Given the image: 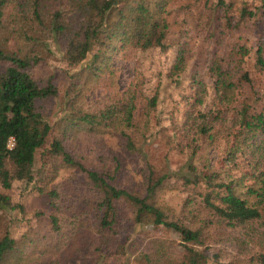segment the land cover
<instances>
[{"label":"rangeland","instance_id":"rangeland-1","mask_svg":"<svg viewBox=\"0 0 264 264\" xmlns=\"http://www.w3.org/2000/svg\"><path fill=\"white\" fill-rule=\"evenodd\" d=\"M124 2L120 0L111 11L110 25L116 19V9ZM224 3L219 6L217 0H169L165 6L168 26L164 48L121 47L118 40L110 36L102 44L94 43L84 59L74 65H68L63 59L64 36L53 38L50 33L41 32L37 25L28 23L22 28L21 23L11 21V17H21L15 15L19 8L11 4L2 9L0 42L3 49L29 56V72L37 84L51 85L55 94L35 102L36 110L50 125V130L44 146L34 153V182L13 180L8 189L0 188L12 203L22 206L21 212L0 209V238L7 232L19 247L24 239L48 232L50 208L45 196L35 190L40 179L36 171L43 161V149L51 139L61 135L70 146L82 138L76 151L88 152L87 161L93 158L98 165L118 154L122 161L121 184L130 188L140 184L145 163L156 171H174L183 164L195 144L198 147L190 161L197 171L212 167L237 194L256 183V172L264 170V157L252 151V139L240 127L234 112L241 105L264 112V71L254 67L256 49L260 48L264 55V5L259 0H224ZM243 3L254 12L252 16L240 18L239 7ZM48 9L55 10L56 2L48 4ZM62 14L64 22L69 20L75 25L76 18L72 14L67 11ZM178 48L184 49L185 66L181 71L172 72ZM242 48L247 53L240 57L238 53ZM214 60L234 83L232 102L228 105L219 104L214 96V78L209 70ZM95 66L100 72L94 70ZM3 67L0 63V70ZM243 72H247L250 83L240 80ZM197 81L204 87L201 94ZM125 91L135 96L134 123L143 132L140 154L126 153L122 142L110 135L95 132L88 140L81 130L65 127L67 117L79 123L77 117L82 112L96 113L111 106ZM195 97H200L201 101L196 103ZM257 138L256 135L254 139ZM180 146L184 149L179 150ZM58 162L51 182L39 184L75 186L81 177L79 173L62 166L57 158ZM198 190L201 188L182 185L180 179L170 176L157 197L170 208L174 217L183 219L187 211H200ZM118 209V239L125 241L126 252L124 256L107 257L104 264H128L135 255L147 251L149 239L157 236L170 239L172 255L180 256L181 242L175 233L150 223H132L127 219L126 204L119 203ZM201 211L200 219L208 221L204 230L206 240L199 247L205 256L216 254L219 261L228 264H254L252 257L264 252V205L260 219L236 226H228Z\"/></svg>","mask_w":264,"mask_h":264},{"label":"trees","instance_id":"trees-1","mask_svg":"<svg viewBox=\"0 0 264 264\" xmlns=\"http://www.w3.org/2000/svg\"><path fill=\"white\" fill-rule=\"evenodd\" d=\"M51 1L0 0V16L2 9L12 4L19 8L15 15L21 16L11 17L12 22L21 23L22 28L27 23L30 26L37 25L41 32H48L53 38L64 36L66 47L63 59L68 65L79 63L94 43L102 44L110 36H114L121 47H165L163 39L168 26L165 6L169 0H125L116 9V19L111 25L109 15L120 0ZM259 1L264 5V0ZM55 2L56 9L48 11V4ZM217 3L219 6L225 4L224 0H217ZM64 11L76 18L75 25L69 20L64 22L61 17ZM253 14L244 3L239 7L240 18ZM246 53V49L242 48L238 54L242 57ZM30 60L26 54L5 51L0 42V63L4 64L0 70L2 189H8L13 180L34 182V153L44 146L50 130V125L36 110L35 102L54 95L55 89L48 84H37L29 72ZM184 66V49L178 48L172 72L181 71ZM254 67L264 71V55L260 48L255 51ZM94 70L99 71V67L95 66ZM209 70L214 78L213 92L217 102L230 104L234 83L216 60L211 63ZM240 80L251 82L247 72L240 75ZM196 83L201 94L204 92L203 84L201 81ZM132 94L131 91H125L120 98H116L113 105H107L96 113L82 112L77 117L79 123L72 121L69 116L65 127L73 126L76 130H81L83 137L88 140L95 132L110 135L122 142L126 153L140 154L143 132L134 123L135 96ZM200 101V97H195L196 103ZM234 116L252 139V151L257 156L264 157L263 110L241 105ZM256 135L259 138L254 139ZM81 140L82 138L78 139L70 146L64 135L57 136L41 152L43 161L36 171L40 179L39 182L35 180V190L45 196L50 208L47 215L49 230L39 237L24 239L19 247L14 238L7 232L4 233L0 238V264H104L107 257L124 256L125 241L118 239L119 203L128 206L127 219L132 223L161 226L175 233L182 247L180 256L175 257L172 255L170 239L152 237L147 251L135 255L128 264H228L219 261L216 254L205 256L199 249L206 240L204 230L208 222L200 219L201 209L228 226L247 224L262 217L264 170L256 172L255 184L248 185L243 193L237 194L219 178L212 167H207L206 171H197L190 161L198 147L195 144L183 164L174 171H156L149 163H145L140 184L137 188H130L121 184L122 161L118 154L111 155L108 161L100 165L94 163L93 158L87 161L88 152L82 149L76 151L77 143ZM183 149L184 147H179V150ZM57 158L62 166L71 167L81 176L75 186L39 184L51 182L59 167ZM170 176L180 179L182 185L201 188L197 191L200 196V211H187V215L179 219L170 213L169 207L159 201L157 194L164 189L165 181ZM4 208L20 212L22 210L19 203H12L6 193L0 192V209ZM252 259L254 264H264V252L256 253Z\"/></svg>","mask_w":264,"mask_h":264},{"label":"built area","instance_id":"built-area-1","mask_svg":"<svg viewBox=\"0 0 264 264\" xmlns=\"http://www.w3.org/2000/svg\"><path fill=\"white\" fill-rule=\"evenodd\" d=\"M10 144H11V142L9 141L8 145H10Z\"/></svg>","mask_w":264,"mask_h":264}]
</instances>
